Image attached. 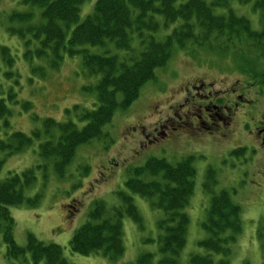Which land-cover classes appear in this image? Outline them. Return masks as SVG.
Segmentation results:
<instances>
[{
    "label": "trees",
    "instance_id": "obj_1",
    "mask_svg": "<svg viewBox=\"0 0 264 264\" xmlns=\"http://www.w3.org/2000/svg\"><path fill=\"white\" fill-rule=\"evenodd\" d=\"M27 10L8 15L11 36L23 44L24 59L34 76L45 79L48 71H59L66 59H79L84 75L95 83L85 92L95 96L92 109L75 104L64 111L66 121L47 117L31 119L37 126L30 134L12 131L7 101L17 104L15 88L21 76L15 68L11 48L0 45V58L6 81L12 86L0 97V122L6 128L0 135V173L4 163L13 156L33 148L44 165L63 177L77 149L97 140L109 139L105 131L114 114L126 110L140 95L141 89L156 78L157 70L166 67L176 48L188 44L208 51L228 52L236 48L251 50L264 61V0H236L251 4L258 18L252 20L237 15L234 0H95L92 11L81 18L87 0H19ZM216 9L222 12L218 14ZM97 49V51L95 50ZM246 69L247 67L244 66ZM247 71V70H245ZM22 109L31 110L24 102ZM264 152V146H259ZM246 149V148H245ZM243 148L232 150L239 156ZM37 168L22 172L9 170L0 176V233L6 246L8 264H73L58 244L45 243L27 234L26 246H20L14 235L15 220L11 208H36L42 193L26 196L37 180ZM210 184L217 182L214 170H208ZM263 172V171H262ZM197 169L192 156L172 163L163 157H151L141 167L131 171L125 182L126 191L119 192L120 206L107 208V203L95 200L86 220L69 243L73 254L91 255L100 252L110 261H118L125 253L123 218L129 216L142 229L140 210L133 195L151 201L163 212L159 222L158 260L145 251L137 256V264H228L238 237L243 230L242 207L232 193L221 190L210 198L204 237L197 244L199 251L189 252L184 261L190 219L186 213L195 191ZM264 176V173L262 174ZM45 181L47 176L43 174ZM71 211L68 218H73ZM262 237V234L260 235ZM153 242L145 239L144 242ZM218 255V261L215 260Z\"/></svg>",
    "mask_w": 264,
    "mask_h": 264
},
{
    "label": "rangeland",
    "instance_id": "obj_2",
    "mask_svg": "<svg viewBox=\"0 0 264 264\" xmlns=\"http://www.w3.org/2000/svg\"><path fill=\"white\" fill-rule=\"evenodd\" d=\"M87 1L80 11L82 19L92 11L95 2ZM20 4L19 0H0V45L11 48L15 68L21 76L20 87L15 88L18 103L7 101L12 112L8 120L10 127L12 131L30 134L36 126L31 119L33 115L40 120L51 117L66 121L64 111L75 104L92 109L95 96L84 88L94 84L95 79L84 75L79 59H66L59 71H48L47 65H43L46 78L34 76L22 57V42L8 30L11 28L8 15L28 9ZM233 8L237 15L248 17L258 27L251 4L234 0ZM216 12L222 11L216 9ZM5 71L0 58V97L4 95L7 99L12 82L4 79ZM139 93L132 105L114 114L112 123L105 129L109 139L79 147L63 177L49 166L38 167L45 162L33 148L3 164L1 178L9 170L22 172L36 167V183L25 193L26 196L43 194L35 209L11 208L17 243L26 246L27 234L31 233L46 244L60 245L73 264H137V256L145 251L154 253L157 262V238L161 234L159 222L163 212L150 200L136 194L132 198L140 210L143 228L124 216L126 250L118 261H110L100 252L86 256L73 254L68 242L74 231L88 220L95 200H104L109 209L121 205L119 192L126 191L125 182L137 166L141 167L151 157L179 163L182 158L192 156L197 176L194 194L185 209L190 224L184 261L189 252L199 251L197 242L204 237L202 225L210 198L227 189L243 211V230L228 264H264V152L259 147L264 145L250 134L261 117L264 118V61L245 48L212 53L207 48L188 44L184 49L176 48L166 67L157 70L155 80L149 81ZM206 99L230 107L228 119L212 132L192 125L200 109L197 104ZM247 100L249 103L245 104ZM24 102L32 104L31 110L22 109ZM36 123V127H40L41 123ZM5 132L0 122V135ZM237 148H243L244 152L239 156L231 155ZM2 155L0 152V161L4 158ZM209 169L214 170L215 184L207 179ZM71 211L75 215L69 219ZM147 238L154 241L144 242ZM5 253L0 233V264H8ZM218 257L215 255L216 261Z\"/></svg>",
    "mask_w": 264,
    "mask_h": 264
},
{
    "label": "flooded vegetation",
    "instance_id": "obj_3",
    "mask_svg": "<svg viewBox=\"0 0 264 264\" xmlns=\"http://www.w3.org/2000/svg\"><path fill=\"white\" fill-rule=\"evenodd\" d=\"M206 100L197 104L200 109L198 110L199 113H197V115L193 117L195 119L194 121H192V125L198 126L200 128L203 127V129L207 130L208 132H212L220 126L221 122H224L226 119H228V112L230 110V107H222L214 103L212 100ZM240 101H243V99ZM245 102V104L249 103L248 100ZM236 104V107H238L239 103L236 102ZM261 118L262 119L260 120L259 124L256 126V128H254V131L250 134L253 139H255L254 137H256V139H258V141H260V143L264 145V118Z\"/></svg>",
    "mask_w": 264,
    "mask_h": 264
}]
</instances>
